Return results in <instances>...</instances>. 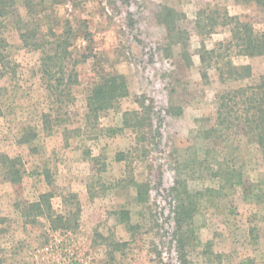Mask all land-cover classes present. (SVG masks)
<instances>
[{"label": "rangeland", "instance_id": "rangeland-1", "mask_svg": "<svg viewBox=\"0 0 264 264\" xmlns=\"http://www.w3.org/2000/svg\"><path fill=\"white\" fill-rule=\"evenodd\" d=\"M34 1L45 29L73 30L79 57L88 52L83 36L90 34L104 68L125 77L129 97L88 118L97 81L89 58L77 67L75 99L58 103L43 80L42 53L23 46L15 17L4 19L0 34L10 65L0 66V154L21 161L23 180L15 184L0 171V264H264V157L241 128L226 145L204 141L201 132L202 120L216 115L218 93L258 85L264 75V57L230 50V29L218 26L210 34L205 18L227 11L261 34L264 6L257 0ZM164 8L181 15L186 45L171 43L158 18ZM204 47L222 56L207 62V80L199 58ZM229 65H250L252 76L233 81ZM137 101L152 108L147 121L160 129L156 143L139 154L133 129H121L124 112L143 111ZM129 150L133 176L148 186L141 200L126 163L116 160ZM208 150L209 163L196 166ZM216 160L235 170L230 182L213 177ZM177 179L198 192L183 200L172 191ZM206 188L219 191L203 196ZM47 193L54 222L39 216L26 224L23 211ZM180 199L192 216L183 254L175 233Z\"/></svg>", "mask_w": 264, "mask_h": 264}, {"label": "trees", "instance_id": "trees-1", "mask_svg": "<svg viewBox=\"0 0 264 264\" xmlns=\"http://www.w3.org/2000/svg\"><path fill=\"white\" fill-rule=\"evenodd\" d=\"M264 6V0H257ZM34 0H0V26L4 19L15 17L20 40L27 49L40 51L42 53L41 69L43 80L47 90L53 94L58 103L65 100L72 101L75 99L74 87L80 83V77L77 70L79 64L87 61L89 58L95 60L97 66V81L88 98V118H97L100 114L108 113L117 108L123 99L129 97L126 79L123 75L108 71L104 68L101 58L94 53L91 48L92 38L89 33L85 32L83 39L88 41L89 46L81 57L76 52V36L72 29L64 30L60 33L51 29H45L36 19L37 5ZM20 10L22 13H20ZM15 15V16H12ZM181 15L175 10L164 8L158 15L159 21L166 27L169 39L172 44L186 45L189 41V34L180 28L178 22ZM204 22V26L208 33L212 34L218 26L227 27L232 33V39L228 43V48H237L239 55L256 58L264 57V33H257L253 26L240 19L238 16H231L229 12L215 13L208 15ZM182 20V19H181ZM201 23L198 22V25ZM9 47L7 40L0 34V66L10 65L6 56ZM201 66L204 68L201 72L203 79H208V73L205 68L208 61L215 58H222L218 54L217 48L208 50L204 47L202 54L199 55ZM228 78L233 81L248 79L252 76V67L244 65L235 67L229 65ZM224 73L221 72L222 80ZM217 110L214 118L203 119L202 134L204 141L212 144L226 145L229 140V134L236 128H241L246 136H251L256 141L263 157H264V75L261 77L260 83L254 86L229 87L217 94ZM143 111H126L123 113L122 128L133 129L136 145L133 153L147 151L148 144L156 143V137L160 134V129L153 126L151 119L148 118L150 132H145L147 125V117L153 113L152 108L145 106L144 102H138ZM45 122L50 119V115L44 114ZM48 123V122H47ZM26 136L22 140L25 141ZM155 145V144H154ZM211 150L206 151L207 158L196 161V166L203 167L209 163ZM128 153L120 152L116 155V160L126 163V170L129 172V183H131L137 193V200H141L148 195V186L146 183L139 182L131 171L128 162ZM132 153V156L134 155ZM142 156V155H141ZM219 157V155H218ZM217 170L213 177L223 182L232 180L235 170L230 166H224L219 161L215 162ZM21 161L18 158H11L7 155L0 154V171L3 172L5 179L15 184L21 183L23 180V172L20 169ZM1 172V173H2ZM179 187H182L180 190ZM220 187V186H219ZM180 198L190 197L191 191L188 183H179L176 181L175 187L172 189ZM219 189L206 188L203 196H210L217 193ZM195 191L193 193H196ZM52 194L47 193L40 196V200L30 204L24 211L23 216L26 224H35L36 218L39 216L46 217L54 222L55 212L51 203ZM180 203L175 210L176 234H179V250L181 254L185 251V231L188 229V221L192 219L190 211L186 208L185 202ZM123 215V213H121ZM127 218V214H124ZM35 216L34 220H30ZM58 218V217H57ZM58 220V219H57ZM68 221V219H64Z\"/></svg>", "mask_w": 264, "mask_h": 264}]
</instances>
